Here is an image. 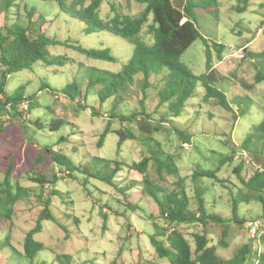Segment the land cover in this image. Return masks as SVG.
I'll return each mask as SVG.
<instances>
[{"label": "rangeland", "instance_id": "1", "mask_svg": "<svg viewBox=\"0 0 264 264\" xmlns=\"http://www.w3.org/2000/svg\"><path fill=\"white\" fill-rule=\"evenodd\" d=\"M24 2L36 7L45 18L34 22L35 29L45 30L48 36L67 44L96 50L108 48L116 60L93 59L72 46L56 45L50 46L49 52L52 56H63L67 61L64 66H46L38 62L32 69L8 77L6 91L12 94L24 87L26 99L34 95L36 107L30 111L28 100L20 105V110L25 114L22 124L28 126L27 132L9 114L0 112V126L4 125L0 135V183L6 172L11 170L12 182L18 181L29 191L14 205L12 217L0 225V264H111L119 257V264H170L167 259L159 257L149 238L155 231L154 224L161 227L169 225L161 217L158 203L147 193L142 194V174L130 169L133 163L140 162L147 155V149L139 140H126L119 146V135L115 132L108 134L100 147V137L109 121L114 131L124 126L120 120L111 118L115 99L102 103L97 96L99 88L87 89L89 69L119 72L133 55L134 45L108 31L87 34L85 24L61 12L56 1ZM111 3L131 16H137L145 9L144 4L133 0H104L100 9L103 20L108 21L113 16ZM199 14L198 24L207 39L213 68L220 71L225 79L218 88L227 94L236 113L216 104V99L205 101V89L199 84L194 96L186 103L184 113L170 122L188 129L192 134V144H182L172 130L164 129L155 133L154 137L173 156L181 177L186 180L190 199L194 196V172L201 169L218 171V178L224 182L203 179L210 187L206 199L209 209L229 218L233 205L231 192L245 189L239 177L248 180L260 169L258 163L261 161L256 159L257 165L252 164V158H246V154L242 156L238 146L264 119V81L254 83V58L247 53L242 58L234 51L246 46L250 52L264 53V0H248L247 3L245 0H218V10L214 15ZM10 16V22L18 20L24 25L29 23L23 4L14 7ZM5 17H0V26L6 22ZM140 37L148 44L154 42L148 24L143 27ZM213 44L225 46L221 54ZM181 61L195 75L205 73L206 43L201 39L195 41L185 51ZM261 69L264 72V64ZM2 70L0 64V79ZM161 77H154L152 87L147 90L148 96L144 101L149 112H153L157 106ZM44 83L48 84L49 89ZM72 83H78L82 93L75 100L62 92ZM245 85L251 87L246 88ZM142 98L143 92L137 78V82L122 94L115 112L127 116L136 110L142 111ZM56 119L67 123L52 131L50 125ZM125 124L136 127L133 122L127 121ZM165 126L170 128L167 124ZM61 137L66 140H61ZM46 147L70 157L78 167L69 175L65 167L54 162ZM228 156L234 157V160L221 166V159ZM100 159L107 160L110 169L113 168L110 162L115 160L127 165L117 175V185L100 179L105 172ZM152 166L150 164L151 176L160 182ZM238 166H241L240 174L235 172ZM34 173L45 174L51 182L42 186L30 180ZM176 181L177 177L165 174L162 184L165 187ZM132 183L134 187L122 191ZM48 197L52 198L50 210L56 221H43V230L35 234V239L42 242L46 249L31 260L25 257L24 239L35 227L45 207L43 201ZM239 211L246 220L257 219L262 207L251 199L249 203H242ZM104 215H107L106 224ZM247 224L232 225L227 248L219 246V227L213 224L208 226L212 231L209 234L211 244L218 247L219 255L231 258L241 246L253 239ZM174 227L184 233L193 247V234L202 232V226L196 224ZM253 249L258 253L254 259L264 264V233L259 241L254 242ZM56 255H70L72 260L69 261L66 256L60 260Z\"/></svg>", "mask_w": 264, "mask_h": 264}, {"label": "trees", "instance_id": "2", "mask_svg": "<svg viewBox=\"0 0 264 264\" xmlns=\"http://www.w3.org/2000/svg\"><path fill=\"white\" fill-rule=\"evenodd\" d=\"M24 1L0 0V17L6 16V22L0 26V64L3 67L0 79V112L9 114L27 132L28 126L22 124L25 122V114L20 110V105L28 100L31 111L36 107L35 97L33 95L26 99L24 87L17 89L12 94L8 93L5 88L9 76L22 70H30L38 62L46 66H64L67 63L66 59L60 55L52 56L49 52L50 46L66 44L89 58L98 60L115 61L116 58L108 48L96 50L67 44L48 36L45 30L35 29L34 22L41 19L45 20V18L36 7ZM47 1H56L61 12L84 23L87 34L108 31L134 45L133 55L119 72L114 73L98 68L89 69L86 76L87 89L99 88L97 96L102 103L112 98L115 99L111 118L120 120L124 126L114 131L111 129L112 122L109 121L108 127L105 128L100 137L99 146L103 145L108 134L115 132L119 135V146L126 140H139L147 149V155L140 162L133 163L129 167L131 170L142 174V194L147 193L158 203L161 217L169 225L168 228L161 227L157 223L154 224L155 231L149 236L150 243L159 257L167 259L170 264H248L249 261H252L256 256L253 249V239L241 246L233 257L224 258L218 254V247L211 244L212 239L209 234L212 231H209L208 226L213 224L219 227V246L227 248L229 246L228 237L233 224L244 226L248 222L264 221V119L252 129L244 142L238 146L239 151L246 152L252 158V164L257 165L256 159L261 162L258 163L260 169L255 171L250 179L245 180L239 177L245 189L239 188L236 192H231L233 205L229 218L214 209H209L206 199V195L210 193V187L204 183L203 179H216L224 182L218 178V171L202 169L195 171L192 176L194 196L190 199L187 194L186 180L181 177L173 156L167 153L154 137L155 133L164 129L170 130V132L172 130L182 141V144H192L191 132L170 122L173 118L176 119L184 113L186 103L194 96L199 84L205 89V101L216 99V104L228 111H234L227 94L218 88L225 79L220 71L213 68L210 48H208L207 39L200 31L197 20L198 13H200L199 15H214L218 10V0H133L145 5V9L137 16L126 15L117 8L115 3H111L113 16L108 21L103 20L100 16V9L104 0ZM87 2L89 3L87 4ZM247 2L248 0H245V3ZM20 4H23L27 13L28 25H24L18 20L10 22L11 10ZM147 24L149 25V33L153 37L154 42L152 44H148L140 37L143 27ZM198 39L203 40L207 46L206 72L201 75H195L181 61L185 51ZM213 45L217 47L218 54H221L225 48L223 44ZM245 53L254 58V66L256 67L254 83H261L264 81V72L261 69L264 64V53H253L247 48ZM157 75L162 76V85L157 90V106L153 112H149L144 100L148 96L147 90L152 87V79L154 80ZM137 78L143 92V98L140 102L142 111L136 110L127 116L124 113L115 112L122 94L137 82ZM44 86L49 89L47 83H44ZM245 87L250 88L251 85H245ZM62 92L72 97L73 100L82 95L78 83L69 84ZM236 117L238 118L237 115ZM127 121L136 123V127L126 126ZM65 123L67 122L64 120H53L50 130H58ZM36 124L39 123L36 122ZM166 124L170 128L166 127ZM3 131L4 125H1L0 135ZM61 140H66V138L61 137ZM46 150L55 163L67 169L69 175H71L72 170L78 167L70 157L53 151L52 147H46ZM233 160L234 157L232 156L223 157L220 165ZM100 161L104 163L105 169L104 175L102 174L100 179L110 185H117V175L121 168H125L127 165L115 160L110 162L113 166L110 169L107 160L100 159ZM150 164H153L151 168L156 172L160 182L153 180L149 171ZM240 170L241 166H238L235 172L240 174ZM34 174L30 180L40 183L42 186L51 182L45 174ZM165 174L177 177V181L173 185L164 187L162 182L165 181ZM134 184L137 183L134 182ZM134 186L133 183L127 185L122 191L126 192ZM28 193L27 187L22 186L18 181L12 182L11 170L6 172L4 180L0 183V225L5 223V219L12 217L14 205ZM55 194L52 193V195ZM251 199L261 204L262 212L259 218L246 220L239 209L242 203H249ZM43 202L45 207L42 209L35 227L26 234L24 239V254L31 260H34L39 252L46 249L42 242L35 239V234L43 230V221H56L50 210L52 198L48 197ZM103 217L106 224L107 215ZM181 224L202 226V232L193 234L194 247L184 233L175 229V225ZM64 256L68 257L69 261L72 260L70 255H56V258L61 260ZM119 258L112 261L111 264H119Z\"/></svg>", "mask_w": 264, "mask_h": 264}, {"label": "built area", "instance_id": "3", "mask_svg": "<svg viewBox=\"0 0 264 264\" xmlns=\"http://www.w3.org/2000/svg\"><path fill=\"white\" fill-rule=\"evenodd\" d=\"M245 49H246V46H241L239 48H236L234 52H236L238 55H241V57L243 58L245 55ZM243 154H246V156H245L246 158L249 157L248 154L244 151L242 152V156H243ZM262 227H264V221L263 220L248 222V224H247V228H248L249 232L251 233L250 235L253 238V241L255 243L261 239L262 233H264V230H261ZM254 254L257 256L258 253L254 252ZM254 258L252 261H249L248 264H251L253 262L255 264H260L259 259H254Z\"/></svg>", "mask_w": 264, "mask_h": 264}]
</instances>
